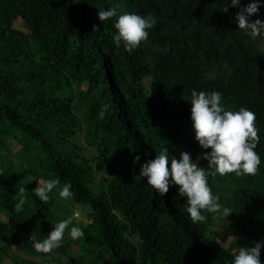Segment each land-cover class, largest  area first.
Masks as SVG:
<instances>
[{"label": "trees", "instance_id": "obj_1", "mask_svg": "<svg viewBox=\"0 0 264 264\" xmlns=\"http://www.w3.org/2000/svg\"><path fill=\"white\" fill-rule=\"evenodd\" d=\"M114 1L0 0V23L10 10L19 14L31 12L32 37L41 65L55 71L56 80L63 76V65L77 80L88 79L90 83L102 73L101 97L105 100L99 109L91 110L100 112L103 105H110L103 124L125 168L123 185L111 182L105 195L93 197L81 176L78 159L67 152L55 156L52 153L50 128L56 130L54 117L70 116L66 99L40 88L28 102L21 103L19 96L26 92H19L12 85L11 74L0 65V121L37 142L47 155L46 178H58L61 187L70 183L72 199L91 208L86 216L89 224L82 228L84 236L76 240L80 253L70 256L63 241L51 252L65 257L67 264H232L239 247L264 241V49L258 44L261 38L238 29L234 19L237 8L229 7L227 13L223 12L229 0H120L124 12L156 20L148 31L151 41L162 50L147 63L139 49L128 52L122 43L119 47L114 43L116 17L99 21L98 11L113 7ZM248 3L249 0H241V6ZM261 5L250 22L264 21V0ZM93 25L98 30L92 31ZM13 33L7 29L0 31V46L5 52L15 48ZM11 54L10 61L19 56ZM144 77L151 78L150 97L141 92L139 81ZM165 83L171 85L167 90L163 89ZM193 90L219 92L226 110L244 107L256 115L260 139L255 151L261 159L257 174L208 177L220 204L232 210L228 217L221 211L225 229L214 230L208 212L202 213L206 217L203 222L193 223L187 213L186 198L177 195V186L171 185L164 196H159L147 185L146 178L138 177L141 165L155 159L162 150L168 149L169 160L173 156L171 139L179 135L184 121L190 119ZM179 97L186 98L185 102L173 106L172 99ZM58 144L56 140V150L60 149ZM207 151L211 150L201 149L193 137L187 140L183 152L190 153L195 162ZM137 155L140 160L134 164ZM19 164L36 178L24 161ZM199 166L207 169V161L200 160ZM21 189H25V203L17 212L15 205ZM33 190L18 175L0 170V214L7 217V221L0 220V236L9 235L15 248L32 258L46 254L35 250L32 238L46 239L58 223L51 193L45 203ZM130 235L141 239L138 246L128 239ZM260 260L264 264V247Z\"/></svg>", "mask_w": 264, "mask_h": 264}, {"label": "rangeland", "instance_id": "obj_2", "mask_svg": "<svg viewBox=\"0 0 264 264\" xmlns=\"http://www.w3.org/2000/svg\"><path fill=\"white\" fill-rule=\"evenodd\" d=\"M17 3H20V1ZM116 5L119 6L118 15L125 13L120 0L114 1L113 6ZM31 18L30 11L19 14L16 10H10L4 16L3 22L0 23V31L7 29L14 32V35L11 36L14 38L12 41L15 42L13 45L15 48L5 52L3 46H0V65L6 67L11 74L12 85L19 92H26L19 96L21 103L28 102L40 88L55 97L57 95L66 99L70 116L67 119L60 116L54 117L56 130L50 128L53 156L56 153L64 155V152H67L66 154L71 157L74 156V159H78L81 164V176L92 196L105 195L111 182L115 186L124 184L125 168L121 156L115 152L112 146L103 119L99 117V111L91 110V108L99 109L100 104L105 100L101 97L103 93L102 73L98 74L99 79L97 81L94 80L90 83L88 79L77 80L63 65L60 71L63 76L56 80V72L46 65H41L42 61L32 37ZM151 39V36L148 35V39L137 48L141 51L147 63L153 61L154 53L162 50V47L155 44ZM258 44L259 47L264 49V41L260 39ZM70 49L72 51L74 47L71 46ZM11 53L19 55L16 60H9ZM3 59L8 60V62H4ZM139 85L142 94L145 97H150L151 78L144 77L140 79ZM169 87L171 85L165 83L163 89L167 90ZM122 91L125 93V90ZM184 100H186L184 97L174 98L172 99V105L182 104L185 102ZM193 137L192 122L190 119H186L179 135L171 139V150L175 158L179 159L180 153L185 149L187 140ZM56 140L60 146L58 150H56ZM21 160L34 171L36 178L26 173L24 167L19 164ZM46 160L47 155L37 142L0 121V170L18 175L22 182L32 185L35 189L38 181L50 179L48 176L46 178L44 170ZM51 195L54 200L53 212L57 216L58 222L70 219L69 230L73 226L82 229L89 224L86 220L87 213L91 211L89 205L78 204L72 198L68 200L60 198L58 189H54ZM113 213H116V210H113ZM209 215L214 230L225 229L226 221L223 219L221 212L209 213ZM0 220L7 221V217L0 214ZM128 239L135 246H138L141 242V239L135 235L128 236ZM62 241L68 246L70 256L80 253L79 244L76 240L70 239L68 230H66ZM231 244L233 247V244H235L234 239ZM12 258L17 262H14ZM25 261L34 264H67V259L55 252L46 253L43 257L32 258L18 251L11 242L9 235L0 236V264H25Z\"/></svg>", "mask_w": 264, "mask_h": 264}, {"label": "clouds", "instance_id": "obj_3", "mask_svg": "<svg viewBox=\"0 0 264 264\" xmlns=\"http://www.w3.org/2000/svg\"><path fill=\"white\" fill-rule=\"evenodd\" d=\"M261 0H249L246 6H241V0H229L223 9L227 13L229 7L238 9L234 17L238 29L246 30L252 37H260L264 41V21L249 20L257 15L261 7ZM119 6H113L107 10L98 11L99 21H105L116 17L114 28L116 35L114 43L119 47L121 43L125 51L131 52L148 39L149 29L153 28L156 20L152 16H142L135 13H122L118 15ZM98 28L93 25L92 31ZM192 130L195 141L201 149L211 151L199 155L197 160H192L191 154L181 152L179 159L171 155L169 160L168 149L162 150L155 159L144 162L139 170L138 177L146 178L147 185L159 196H164L171 185L178 188V197L186 198L187 213L193 223L203 222L206 217L203 212L220 213L225 217L232 214L230 208L223 207L219 196L214 195L208 184V177L224 176L234 173L236 176H254L258 172L261 163L260 156L255 151L259 143V129L256 127V115L247 108L241 107L238 111L226 110L222 106V97L219 92H191ZM110 108L109 104L101 107L99 117L103 119ZM140 160L137 155L135 164ZM207 161V169L199 166V161ZM57 179L41 180L33 190L35 195L43 202L50 199L49 193L58 189L59 197L65 200L71 199L74 193L70 183L60 186ZM20 190L19 202L15 210L20 212L25 203L23 192ZM70 219L62 220L53 226L47 238L36 241L33 237L34 248L37 252L49 253L60 246L66 230L70 239L78 240L84 236L79 227H71ZM264 241L255 242L253 246H241L236 250L232 264H261V248Z\"/></svg>", "mask_w": 264, "mask_h": 264}]
</instances>
